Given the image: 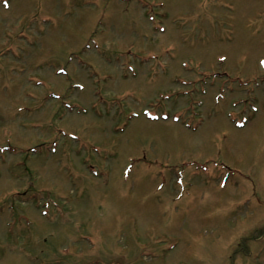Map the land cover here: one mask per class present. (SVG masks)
I'll use <instances>...</instances> for the list:
<instances>
[{
  "label": "rangeland",
  "instance_id": "374dc122",
  "mask_svg": "<svg viewBox=\"0 0 264 264\" xmlns=\"http://www.w3.org/2000/svg\"><path fill=\"white\" fill-rule=\"evenodd\" d=\"M6 2L0 264H264V0Z\"/></svg>",
  "mask_w": 264,
  "mask_h": 264
}]
</instances>
